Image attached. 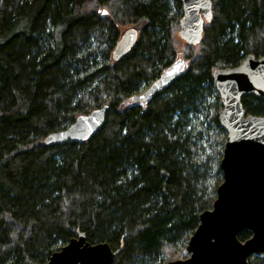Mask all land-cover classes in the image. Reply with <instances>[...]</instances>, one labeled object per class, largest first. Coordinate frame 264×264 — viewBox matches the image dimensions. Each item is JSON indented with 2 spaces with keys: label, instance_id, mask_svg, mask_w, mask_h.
<instances>
[{
  "label": "trees",
  "instance_id": "obj_1",
  "mask_svg": "<svg viewBox=\"0 0 264 264\" xmlns=\"http://www.w3.org/2000/svg\"><path fill=\"white\" fill-rule=\"evenodd\" d=\"M211 4V22L189 46L178 38V0H0V264H44L78 233L121 248L112 264L185 258L222 181L226 135L212 74L264 57V0ZM124 26L138 38L113 61ZM179 50L184 72L126 106ZM241 104L264 116L263 98ZM103 106L89 140L44 143Z\"/></svg>",
  "mask_w": 264,
  "mask_h": 264
},
{
  "label": "water",
  "instance_id": "obj_2",
  "mask_svg": "<svg viewBox=\"0 0 264 264\" xmlns=\"http://www.w3.org/2000/svg\"><path fill=\"white\" fill-rule=\"evenodd\" d=\"M178 1L182 13L178 38L189 46L197 45L204 23L211 22V0ZM137 38L136 29H126L114 46L112 60L122 59ZM185 68V62L176 59L131 102L145 103ZM212 79L222 104L218 121L226 135L219 162L222 181L212 208L198 217V226L183 250L186 258L167 264H248L251 257L264 258V116L246 115L241 104L243 96L264 99V57L249 55L236 67L215 70ZM106 110L103 106L79 115L67 128L46 136L44 143L89 140L102 127ZM243 231L251 236L240 242L238 235ZM120 251H112L106 243L90 244L78 233L44 264H112Z\"/></svg>",
  "mask_w": 264,
  "mask_h": 264
},
{
  "label": "rangeland",
  "instance_id": "obj_3",
  "mask_svg": "<svg viewBox=\"0 0 264 264\" xmlns=\"http://www.w3.org/2000/svg\"><path fill=\"white\" fill-rule=\"evenodd\" d=\"M128 28H130L129 26H124V27H120L119 29H120V32L121 33H123L126 29H128ZM135 28V27H134ZM184 45V44H183ZM176 59H182L184 62H185V64H186V67H187V64H188V61L187 60H185L184 58H183V53H182V51L181 50H179L178 51V53H177V56H176ZM144 91V90H143ZM142 91V92H143ZM133 103L131 102V100H127L126 102H125V105L126 106H131ZM185 258H186V256H185ZM185 258H183V259H185Z\"/></svg>",
  "mask_w": 264,
  "mask_h": 264
},
{
  "label": "snow or ice",
  "instance_id": "obj_4",
  "mask_svg": "<svg viewBox=\"0 0 264 264\" xmlns=\"http://www.w3.org/2000/svg\"><path fill=\"white\" fill-rule=\"evenodd\" d=\"M102 14L107 15V12H104V13H102Z\"/></svg>",
  "mask_w": 264,
  "mask_h": 264
}]
</instances>
